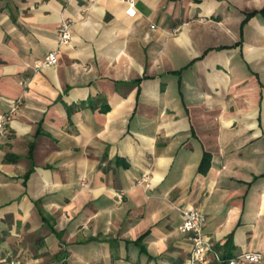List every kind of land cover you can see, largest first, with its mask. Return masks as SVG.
<instances>
[{"label": "crops", "instance_id": "crops-1", "mask_svg": "<svg viewBox=\"0 0 264 264\" xmlns=\"http://www.w3.org/2000/svg\"><path fill=\"white\" fill-rule=\"evenodd\" d=\"M263 7L0 0V264H186V208L264 253Z\"/></svg>", "mask_w": 264, "mask_h": 264}, {"label": "built area", "instance_id": "built-area-1", "mask_svg": "<svg viewBox=\"0 0 264 264\" xmlns=\"http://www.w3.org/2000/svg\"><path fill=\"white\" fill-rule=\"evenodd\" d=\"M128 4V13H136V0H125ZM59 44L68 43L71 39V22L64 20L58 27ZM59 48L49 51L43 59L39 60L38 66L55 65L58 62ZM20 99L13 101L8 112L0 115V136L8 129L12 115L16 112ZM121 193H118L120 196ZM184 220L181 229L191 236L193 247L186 264H244L245 262H257L264 259V253L259 251H243L233 256L221 255L213 246L212 242L205 237L203 224L205 214L197 208H186L183 210ZM8 264H20L18 260L12 259Z\"/></svg>", "mask_w": 264, "mask_h": 264}, {"label": "trees", "instance_id": "trees-1", "mask_svg": "<svg viewBox=\"0 0 264 264\" xmlns=\"http://www.w3.org/2000/svg\"><path fill=\"white\" fill-rule=\"evenodd\" d=\"M256 12H257V11L247 13V17H246V19L249 18L250 16L254 15ZM260 12H261L262 14H264V7L260 10ZM246 19H245V20H246ZM210 158H211L210 153H209V152H205L204 155H203V158H202V161H201L200 167H199L200 171H206V169H207V167H208V165H209V163H210ZM141 239H142V238H139V239H138V242L141 241Z\"/></svg>", "mask_w": 264, "mask_h": 264}]
</instances>
